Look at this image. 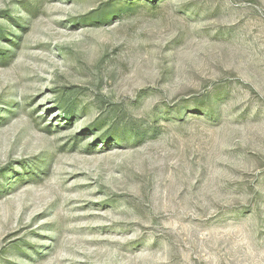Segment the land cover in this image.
Returning <instances> with one entry per match:
<instances>
[{
    "label": "rangeland",
    "instance_id": "1",
    "mask_svg": "<svg viewBox=\"0 0 264 264\" xmlns=\"http://www.w3.org/2000/svg\"><path fill=\"white\" fill-rule=\"evenodd\" d=\"M0 264H264V0H0Z\"/></svg>",
    "mask_w": 264,
    "mask_h": 264
}]
</instances>
